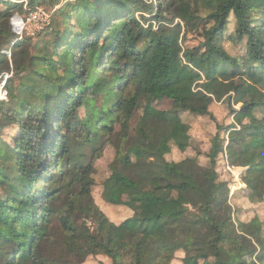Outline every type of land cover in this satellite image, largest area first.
<instances>
[{"label": "trees", "instance_id": "16d2710c", "mask_svg": "<svg viewBox=\"0 0 264 264\" xmlns=\"http://www.w3.org/2000/svg\"><path fill=\"white\" fill-rule=\"evenodd\" d=\"M25 1L31 8L44 2L0 0V21L22 10ZM186 1L190 13L183 17L185 27L169 22L167 10ZM213 1L204 16L199 14L200 0H126L121 6L80 0L71 8L74 13H68L71 3L65 2L60 19L48 29L51 39L38 53L29 54L23 39L0 28V49L10 51V56L0 51V63L12 72L4 87L7 99L0 100V264H77L99 254L112 264H125L126 259L141 264L146 258L169 264L178 250L183 251L182 264H243V246L228 231L229 218L219 221L210 215L212 194L201 184L203 179L218 183V134L212 138L207 166L192 156L166 158L172 145L181 151L188 146L182 112L213 118L209 106L224 96L230 100L241 76L264 88V0ZM136 11L152 14L144 18L150 20L146 33L137 30L143 23ZM231 19L244 46L238 56L221 45ZM200 20L211 23L202 31L201 54L214 72L204 75L181 56L183 36L197 29ZM90 49L98 52L93 67L85 64ZM49 65H54L52 71ZM3 73L0 67V77ZM143 96L169 99L172 106L163 119L145 109L130 132L129 122ZM86 103L98 106L92 130L78 114ZM244 105L262 110L264 100ZM260 121L252 127L264 138V116ZM11 126L14 131L7 135ZM107 144L115 147V156L102 196L114 202L117 189L126 186L125 205L134 214L114 223L96 207L93 228L84 224L76 229L69 225L75 210L71 195L64 208L51 210L52 217L46 218L44 206L61 193L67 175L78 174L81 195L91 192L94 161ZM261 176L259 187L249 190L252 202L264 198V172ZM174 187L182 189L181 215H136L139 208L169 198ZM239 223L256 240L257 263L264 264V219L252 216Z\"/></svg>", "mask_w": 264, "mask_h": 264}, {"label": "rangeland", "instance_id": "374dc122", "mask_svg": "<svg viewBox=\"0 0 264 264\" xmlns=\"http://www.w3.org/2000/svg\"><path fill=\"white\" fill-rule=\"evenodd\" d=\"M80 0H44L41 5L31 8L27 1L23 2L22 10L15 9V13L8 18L0 21V28L11 33L13 38L24 40L22 48H26L30 53L39 51L45 48V45L51 39L48 29L57 20L59 8L66 3H71L68 13H74L71 8L75 7ZM117 6L123 5L126 0H109ZM150 2L151 0H143ZM199 4L201 16H204L214 4L213 0H200ZM1 7V5H0ZM77 7V6H76ZM34 13V16L32 15ZM167 19L169 22H180L183 27V17L190 13V3L177 2L173 8L167 10ZM142 14V15H141ZM152 14L136 11L135 16L138 17L143 24L137 30H142L146 33V26L149 23L144 18L149 19ZM19 17V28H14L12 22L14 17ZM144 16V17H142ZM41 18V20H39ZM154 26L156 25L153 22ZM211 23H206L205 20H200L197 29L189 31L183 36L181 44L183 47V60L196 66L204 75L208 71L209 65L203 61L201 54V44L204 41L203 28L208 27ZM234 20L231 19L227 28L221 37V45L230 53V55L238 56L244 53L243 43L238 41L235 34ZM54 38V36H52ZM53 40V39H52ZM5 47L0 49L1 52H8ZM88 58L85 64L95 66L99 60L98 52L91 50L88 52ZM9 60V59H8ZM5 62L0 63V67L6 74ZM9 67H12L13 62H8ZM54 65H49L48 69L53 70ZM208 66V68H207ZM108 68V67H106ZM104 68V69H106ZM212 68V65H211ZM213 73L214 70L208 71ZM12 73L11 71L9 74ZM209 73V74H210ZM8 74V73H7ZM9 76V75H8ZM10 77V76H9ZM8 77V78H9ZM0 77V81H1ZM240 86L237 92L232 93L230 100L223 97L221 100H214L209 106V111L213 114V118L209 115H197L191 112H182L181 117L188 125L186 136L188 146L186 150L181 151L171 146V150L166 154L169 160H179L186 156L196 157L198 163L203 166L209 165L208 153L211 149L212 138L216 134L219 136L220 151L216 156L215 170L217 173V185H213L209 180L203 179L201 184L208 192L212 194L210 205V215L219 221L229 218L227 222L228 231L234 240H239L242 243V253L239 260L243 264H258L256 255L259 252L256 240L240 230L239 222H247L252 216H259L264 219V198L262 200L250 201L248 198L249 190L254 187H259L262 182L261 174L264 172V138H261L252 126L260 124V120L264 116V106L262 110H250L244 104L250 101H257L259 98L264 100V88L257 84L251 83L245 77L238 78ZM7 99V96L5 100ZM95 100V99H94ZM99 102V98H97ZM95 104H97L95 102ZM94 103H86L79 109L80 118L85 122L90 130L94 128L97 119V109ZM169 99L151 100L148 96L140 98L138 108L134 112L133 117L129 122L130 132H133L139 116L145 109L151 108L158 119H163L166 110L171 108ZM98 105V104H97ZM234 109L235 111H231ZM231 124H234L230 127ZM230 128H229V127ZM14 127L6 129L7 135L14 131ZM115 156V147L107 144L103 149L101 156L94 161L95 171L92 176L94 185L91 192L86 195L79 193L77 186L78 174H70L63 178V189L61 193L55 195L52 201L44 206L43 214L46 218H51V210H61L69 202L70 196L73 197L75 210L70 218V224L76 229H81L84 224L93 228L91 214L94 209L99 208L107 218L114 223H121L124 219L132 216L134 212L128 208L125 203L129 200V191L126 186H121L117 189L113 198L114 202H107L102 196V188L104 179L110 174V163ZM182 189L174 187L169 198L156 203L148 204L137 210V216H150L156 212H172L174 215L182 214V206L179 200L183 197ZM189 209L196 211L195 207L186 204ZM50 212V213H49ZM42 214V216H43ZM264 227V224H263ZM225 254L223 253V256ZM183 251H177L169 264H182ZM131 261L126 259L125 264ZM77 264H112L111 259L104 255H89ZM132 264V263H131ZM141 264H158L151 259L146 258Z\"/></svg>", "mask_w": 264, "mask_h": 264}, {"label": "built area", "instance_id": "2783aa9c", "mask_svg": "<svg viewBox=\"0 0 264 264\" xmlns=\"http://www.w3.org/2000/svg\"><path fill=\"white\" fill-rule=\"evenodd\" d=\"M33 16H34V13L32 14ZM16 17V16H15ZM14 17V18H15ZM13 18V19H14ZM19 18V17H18ZM39 20H41V18H39ZM15 27L14 28H19V29H21V27L19 26V25H14ZM8 53V52H7ZM8 75L9 74H2V76H1V81H0V100L1 99H5L6 98V96H7V90H6V88H4L5 87V83H6V79H7V77H8Z\"/></svg>", "mask_w": 264, "mask_h": 264}, {"label": "bare ground", "instance_id": "6f19581e", "mask_svg": "<svg viewBox=\"0 0 264 264\" xmlns=\"http://www.w3.org/2000/svg\"><path fill=\"white\" fill-rule=\"evenodd\" d=\"M12 22L14 25H19L21 23L18 17H15Z\"/></svg>", "mask_w": 264, "mask_h": 264}]
</instances>
